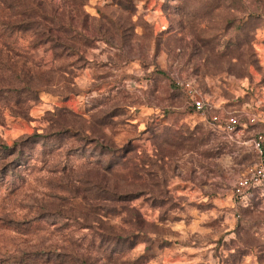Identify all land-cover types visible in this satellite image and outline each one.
Instances as JSON below:
<instances>
[{
  "label": "rangeland",
  "instance_id": "374dc122",
  "mask_svg": "<svg viewBox=\"0 0 264 264\" xmlns=\"http://www.w3.org/2000/svg\"><path fill=\"white\" fill-rule=\"evenodd\" d=\"M37 2L56 28L35 43L10 28L34 4L0 0V264H264V187L231 193L264 132V0ZM183 83L239 118L234 141ZM129 149L135 178L104 180L134 215L67 220L90 166Z\"/></svg>",
  "mask_w": 264,
  "mask_h": 264
},
{
  "label": "trees",
  "instance_id": "16d2710c",
  "mask_svg": "<svg viewBox=\"0 0 264 264\" xmlns=\"http://www.w3.org/2000/svg\"><path fill=\"white\" fill-rule=\"evenodd\" d=\"M27 1H30L32 4H34L32 11L20 16L22 17V19H19V21L13 24V26H11L10 28L17 29L22 32L26 31L32 33V38L35 39V41L32 42L38 43V38L42 36L43 32H46L48 35L52 36V32L55 31L56 28L54 25L55 19L53 16L46 15L44 12H42V10L40 9V4L37 2V0ZM8 25L9 24L5 26ZM64 28L68 29L66 28V26ZM63 33L66 34V32ZM11 44H9V47L11 46ZM12 47L14 56L27 58L29 60L33 59L29 58L32 57L31 52L33 50H31V52L28 48H26V50H23L24 48H21L20 46L14 47L13 44ZM19 142L21 141L13 143L12 147H16ZM5 149L9 148L6 147ZM131 152V149H129L126 154H123V150L114 151V153H111V157L109 158L107 164L102 166V162L100 160L90 166L88 170H94V173H96V175L91 176V179H86L85 182L86 184H88V188H84L82 193L78 191V188H75L73 192H71L72 197L70 198L74 201H77L78 204H81L84 207L82 209H79L78 216L73 214L74 209L68 208L66 211L67 220L74 219L77 221H81L82 223H84V225H87V223L90 221L103 223V221H107L105 220V218H108L110 215L114 214H117L118 217H123L124 220H127L128 216L132 217L134 215V207H131V204L134 200L133 194L116 192L117 190L114 187L109 186V182L104 180V176L107 177L105 174L113 176L115 180L119 179L122 181H130L135 178L136 166L134 163V159L132 156L128 155V153ZM12 154L13 151L9 153V155ZM257 194L258 192H255V194L243 206L239 207H244L246 205L249 206L255 199ZM62 199L63 198H58V200ZM102 202L114 204V206H101L100 208H97L98 205H100V203ZM117 205H120V209L119 207H117ZM109 237H111L110 239L112 240L117 239L118 237L120 238V240L124 238L123 236L113 235L108 236L107 239Z\"/></svg>",
  "mask_w": 264,
  "mask_h": 264
},
{
  "label": "built area",
  "instance_id": "2783aa9c",
  "mask_svg": "<svg viewBox=\"0 0 264 264\" xmlns=\"http://www.w3.org/2000/svg\"><path fill=\"white\" fill-rule=\"evenodd\" d=\"M187 92L194 111L207 117L209 124L228 140L238 137L242 123L234 114L219 115L211 112L200 99L199 94L188 83L180 84ZM252 121V120H251ZM256 163L246 174L237 178L232 185V196L237 204H245L255 192L260 193L264 187V132L257 133L251 140Z\"/></svg>",
  "mask_w": 264,
  "mask_h": 264
}]
</instances>
